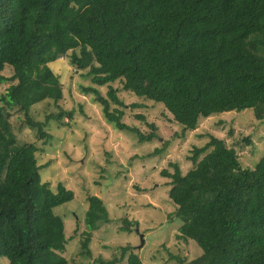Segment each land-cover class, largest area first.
I'll list each match as a JSON object with an SVG mask.
<instances>
[{"label": "trees", "instance_id": "obj_1", "mask_svg": "<svg viewBox=\"0 0 264 264\" xmlns=\"http://www.w3.org/2000/svg\"><path fill=\"white\" fill-rule=\"evenodd\" d=\"M61 59L90 78L83 91L105 119L141 143L156 137V127L144 136L122 122L115 82L162 104L183 134L226 112L253 110L264 120V0H0V85L11 83L0 96V259L9 264H71L56 210L75 195L44 182L38 147L20 141L8 111L17 108L45 143L52 121L71 127L74 112L60 105L63 85L50 67ZM94 86H108L107 96ZM38 106L41 119L33 115ZM208 148L202 158L204 150L195 149L187 174L178 164L163 172L182 223L179 238L203 250L191 262L171 257L179 264H264V154L252 169L221 139ZM107 222L104 201L91 196L86 226ZM133 226L125 219L121 231ZM119 252L96 263L144 264L130 246Z\"/></svg>", "mask_w": 264, "mask_h": 264}, {"label": "rangeland", "instance_id": "obj_2", "mask_svg": "<svg viewBox=\"0 0 264 264\" xmlns=\"http://www.w3.org/2000/svg\"><path fill=\"white\" fill-rule=\"evenodd\" d=\"M50 67L63 85L60 105L74 112L75 123L61 128L52 121L46 127L51 139L45 143L25 127V117L17 108L8 111L20 141L38 147V163L45 167L41 170L44 182L52 188L63 184L75 195L73 202L56 210L65 222L68 239L63 256L71 264H98L96 260L110 261L120 255L119 248L127 246L144 264H179L171 256L187 262L202 256L203 250L194 241L179 238L182 223L175 217L177 206L169 198L171 179L163 172H173L171 165L178 164L187 174L194 167L195 149L204 150L200 156L204 157L214 138L237 151L243 168L253 169L264 154V120H258L253 110L226 112L202 119L196 130L183 134L162 104L126 92L115 82L112 87L125 106L122 122L144 136L151 133V124L156 127V137L141 143L137 135L120 131L105 119L93 94L83 91L92 86L85 72H75L65 59ZM5 75L12 76L10 68ZM10 85H0V96ZM94 87L107 96L108 86ZM116 107L112 105V109ZM43 111L38 106L33 115L40 114L41 119ZM91 196L104 201L109 215V222L96 230L85 224ZM125 219L134 223L132 232L121 231ZM0 264L9 262L0 259Z\"/></svg>", "mask_w": 264, "mask_h": 264}, {"label": "water", "instance_id": "obj_3", "mask_svg": "<svg viewBox=\"0 0 264 264\" xmlns=\"http://www.w3.org/2000/svg\"><path fill=\"white\" fill-rule=\"evenodd\" d=\"M136 231L138 232V229ZM140 237H141V241H142V244H143L144 243L143 235L141 234Z\"/></svg>", "mask_w": 264, "mask_h": 264}]
</instances>
